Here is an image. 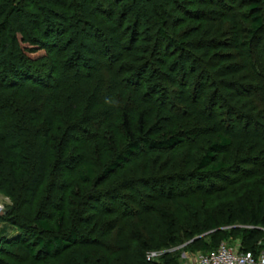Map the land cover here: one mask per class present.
<instances>
[{"label":"rangeland","instance_id":"rangeland-1","mask_svg":"<svg viewBox=\"0 0 264 264\" xmlns=\"http://www.w3.org/2000/svg\"><path fill=\"white\" fill-rule=\"evenodd\" d=\"M74 1L76 5L73 9L69 5L71 2L66 4L63 0H30V4L28 0H17L15 6L21 9V18L25 24L24 36L25 38L29 36L30 40L40 38L41 35L32 30L31 25L38 19L37 26H42L44 13L47 14L45 18L50 19V22L58 20L52 19L54 13L65 17L73 16L71 13L74 11L77 13L74 16L81 20L79 22L82 24L72 39V51L77 50L82 57L101 58V73L106 75L103 79L107 83V87L101 90V95L108 102L100 103V97L94 104L95 97H93L92 103L90 102V105H95L92 112L86 109L87 112L79 121L69 119L68 127L64 124H56L57 131L50 136L54 152L49 159V176L30 205L24 195V189L14 187L16 198L8 196L6 192H0V264H42L27 259L24 254L15 250V247L6 245L5 240L13 239L18 233L9 222L13 218L22 220L30 226L34 217H46L53 226L56 212L65 211L64 229L76 231L77 246L67 254L53 258L49 264H137L136 240L139 234L146 233L151 226V219L156 218L155 209L164 210L182 227L187 218H196L201 212L208 211L216 216L220 226L225 227L226 217L239 200L244 197L246 198L243 200L254 199L255 195H258L256 191L260 189L263 191L260 196H263L264 202V80L258 78L247 66L240 47L234 45L235 29L232 22L228 21L227 17L221 16L229 15L233 11L236 14L240 11L242 14V6L240 5L241 9H238L236 5L239 0H212L209 5L202 6H196L193 0H172L175 5H169L165 1V5L163 7L159 5L158 10L154 9L152 3L148 5L141 2L128 8L129 1L123 0L124 3L117 8L113 16L104 13L102 17L91 15L89 9L84 6L85 0H80L78 3ZM220 1L224 8L218 6ZM87 4L93 7L102 4L105 8L108 6L109 9L111 8L110 0H87ZM8 6L5 0H0V24L4 17L1 14L7 13ZM36 6L46 10L44 13L39 12L38 9H34ZM137 7L141 14L146 15L145 25L142 24V28L137 30L140 40L137 45L140 46L141 51L134 54L135 60L138 61L135 66L139 64L146 69V73L141 77V85L138 83V86L143 91L146 85L155 83L152 91H157L158 94L150 99L155 106L161 104L160 108L154 107L153 110L155 114L150 122L153 134L163 132L168 126L179 131L180 134L192 129H203L204 132L194 141L188 139L182 146L169 152L143 148L123 168L105 180L95 182L90 188L80 182L76 175L77 157L82 153L81 143L87 137L83 132L91 134L102 132L104 126L102 123L110 116L111 91L108 86L118 75L112 70L104 73L102 67L105 68L106 63L102 61L107 57V63L111 61L114 69L118 71L122 69L118 68L122 65L124 56L116 60L110 59V53L116 51L112 37L117 39V29H125L124 31L135 29L138 23L134 24L131 19L123 22V17L131 13L130 10L136 13ZM177 7L180 11L176 10ZM145 10L147 14L144 13ZM200 10L207 14L209 20L207 24L203 23L205 21L203 16L189 15V12ZM10 19L15 20L16 17L11 16ZM116 19L118 24L115 23ZM59 20L63 22V19L59 18ZM135 21H137L136 17ZM240 23L246 26L244 22ZM87 25H91L90 28ZM96 28L99 33L93 32ZM46 29L43 24V31ZM159 29L165 31L174 40L175 47L156 44ZM14 30V27L7 30L6 35L11 36ZM0 37H2L1 28ZM19 43L20 41L17 47L20 50L22 42ZM24 48L25 53L39 58L38 62L43 65L42 70L45 73H50L57 54L46 52L38 44ZM178 50L185 54L184 59L187 62L182 60L177 62ZM16 51L18 52V49ZM74 53L76 52H73V55ZM250 53L253 56L257 55L255 48L250 49ZM144 60L146 62L143 64ZM182 69L188 74H185L183 84L186 94L184 100L180 101V94L174 84H180L178 71ZM137 71L135 75L138 74ZM125 75H128V72L124 73L126 78ZM196 76L200 81L198 84H194ZM78 83L81 85L86 82L81 80ZM23 93V89L11 93L13 97V99L9 98L11 104L15 101L14 97L20 100L19 97L21 98ZM35 104H29L28 109L30 111L35 109ZM24 120L26 126L33 125L29 123L28 117ZM33 128L31 126L32 130ZM74 129L78 131L72 132ZM219 134L230 135L233 146L227 152L218 154V159H224L231 166V170L227 173L230 175L228 177L240 180L230 185V182L225 181L226 183L222 184L209 177V181H214L216 186L221 185L226 189L222 192L216 190L205 192L206 184L209 183L208 175L201 178L194 177V169L198 159L202 157L208 146L216 141ZM68 139H70L69 150L65 152L69 161L63 163V159H57L55 155L59 151L60 153L64 151ZM26 140L30 146H32L30 142H35L38 147L40 142L37 135H32ZM98 159L101 161L100 157ZM255 160L261 164L257 166ZM258 167H260L258 171L263 173L259 177L245 179L241 176V169L256 170ZM202 182L205 190L200 187ZM1 184L0 180V186ZM169 186L173 187L171 191L174 196H160V189ZM100 197H103L102 200ZM103 205H107L106 210ZM145 207H152L154 210L151 213ZM137 210H142V214H138ZM261 233L260 245L264 242V228H261ZM42 236L44 239L47 238L46 235ZM182 237L180 235L179 242L185 245L186 239ZM221 243L240 253L241 241L238 235L234 234L231 239ZM5 245L7 250L2 248ZM180 248L155 251L153 253H156V257L150 260L159 258L164 252H173ZM197 253L199 251H179L177 255L181 264H188L190 257ZM262 254L264 249L258 255Z\"/></svg>","mask_w":264,"mask_h":264},{"label":"trees","instance_id":"trees-1","mask_svg":"<svg viewBox=\"0 0 264 264\" xmlns=\"http://www.w3.org/2000/svg\"><path fill=\"white\" fill-rule=\"evenodd\" d=\"M5 1L9 6L6 10L7 13L1 14L4 17L0 24L2 30V37H0V180L2 181L0 192H6L8 196L16 198L14 187L16 186L20 190L24 189V195L28 199V205H30L36 199L38 191L49 176V159L54 152L50 136L57 131L56 124H64L68 127L69 119L70 121L81 120V117L87 112L86 109L91 111L100 97V103H107L106 98L101 95V90H103V87H107V83L104 80L106 75L101 73L100 57L99 59L89 56L82 57L77 50L72 51V39L82 24L79 22L81 20L76 19L74 16L77 15L74 10L75 13L70 12L73 16L69 15L67 17L58 16L54 13L52 19L59 20L61 18L63 22H60V20L50 22V19L45 18L47 14L44 11L46 9L38 6L34 7V9L44 13V17H41L44 19L43 24L47 29L43 31V24L37 26L38 19H36L35 22L33 21L31 29L41 36L30 40L29 36L27 38L24 36L25 24L21 18V9L15 6L17 0ZM29 1L28 4H30ZM63 1L66 4L71 2L69 5L72 9L76 5L74 0ZM76 1L77 3L80 2V0ZM127 1H129V6L126 5L128 8L137 5L138 2L147 3L148 5L152 3L154 9L157 10L159 5L162 7L165 5V1L169 5H175L172 0H164V4L162 0ZM193 1H195L196 6H202L203 4L209 5L212 0ZM122 3H124L123 0H110L111 8L109 9V6L105 8L102 4H96L93 7V5H88L87 0H85L84 6L89 9V13L94 17H102L104 13L113 16ZM236 5H238V9H241L242 6V14H240V11L239 14L233 11L229 15L221 16L227 17L228 21L232 22L235 29V33H233L235 37L234 45L240 47L247 66L258 78L264 80V45H262L264 40V0H239ZM218 6L224 8L221 1ZM176 10L180 11L178 7ZM129 12L131 13L123 17V22L128 19H131L134 24L137 22L136 32L135 29H128V31L117 29V39L112 37L116 51L113 50V53H110V59L112 60L124 56L123 63L118 68L122 69L119 71L114 69L111 61L107 63V57L102 61L106 63L105 68H107L102 67L104 73L112 70L114 74L118 75V79H114L108 86L111 91L110 116L104 119L102 132L98 134L83 132L87 137L83 141L80 140V142L82 141V153L77 157L76 175L80 182L90 188L93 187L95 182L103 181L123 168L143 148L150 151L169 152L182 146L188 139L194 141L204 132L203 129H192L187 133L180 134L179 131L168 126L163 132L153 134L150 123L155 114L153 110L160 108L161 104L155 106L150 99L158 94L157 91H152L155 88V83L146 85L143 91L139 88L138 83L142 80L141 77L146 73V69H143L139 64L135 66L138 61L134 58V54L139 53L140 50V46L137 45L140 41L138 40L139 33L137 30L142 28V24L145 25L146 15L143 13L142 15L138 7L136 13L131 10ZM220 12L223 13L221 10ZM144 13H146V10ZM189 15L203 16L205 20L203 23L205 24L209 21L207 14L201 10L194 13L189 12ZM11 16L16 17V19H10ZM135 17L137 21H135ZM240 22H244L246 26H242ZM115 23H119L118 19L115 20ZM87 26L90 28L91 25ZM12 27L15 29L14 33L8 37L6 32ZM93 32L99 33V30L96 28V30L93 29ZM157 33L156 44H166L171 48L172 46L175 47L174 40L165 31L159 29ZM19 41V44L22 42L20 50L17 45ZM31 44H38L46 52L57 54V59L50 73H45L42 70L43 65L39 64V58L31 57L25 53L24 46H30ZM252 48L257 51L255 57L250 53ZM105 49L109 52L107 47ZM73 52L76 53L73 55ZM176 54L177 62L179 60L187 62L184 59L185 54L183 52L178 50ZM145 62L144 60L142 63ZM136 71L138 74L135 75ZM127 72L128 75H125V78L124 73L127 74ZM178 74L180 84L175 83L174 87L180 94L179 100L183 101L186 94L183 85L185 83L184 78L188 73H184L182 69L178 71ZM81 80H85L86 83L80 85L78 82ZM198 82L200 81L197 80L196 76L194 84H198ZM22 89L24 90L23 96L19 97L20 100L14 97L15 101L11 104L9 100V98L13 99L11 93L20 92ZM149 91L154 93L147 94ZM93 97L95 99L92 106L90 102ZM29 104H35V109L30 111L28 109ZM25 117H28L29 123L33 124L31 125L34 127L33 130L31 126L24 124ZM22 125L24 127L21 128ZM77 131L76 129L72 130V132ZM32 135L38 136L40 140L38 147L35 142H30L32 146L28 145L29 142L26 143V139L31 138ZM69 140L65 144L64 151L62 153L59 151L55 155L57 159H63V163L69 161L65 152V150H69ZM73 140L75 139L73 138ZM232 146L233 139L230 135L219 134L216 141L212 142L202 157L198 159L193 176L201 178L208 175V181L209 177H213L214 180L216 179L222 184L230 182V185L239 181L240 179L228 177L230 175L227 173L231 170V166L224 159H218V154L227 152ZM99 157L101 161L98 159ZM255 162L257 166L261 164L258 163V160H255ZM258 168L256 170H253V168L241 169V176L245 179L259 177L263 173H261L262 171L259 172L260 167ZM203 182L200 187L205 190ZM213 182L209 181L206 184L207 191L205 192H215V190L216 192H222L226 189L221 185L216 186ZM172 188L169 186L160 189V196H174L171 191ZM262 192L258 189L256 191L258 195H255L254 199L243 200L246 198L244 197L239 200L232 207V212L226 217L225 227L220 226L216 216L208 211L201 212L196 218H187L185 224H182L184 227L179 224L180 227L167 212L155 209L156 218L151 219V226L148 227L146 233L144 232L145 234H139V238L136 240L135 258L137 264H181L177 255L179 251L208 253L215 250L221 242L231 239L234 234L238 235L241 241L240 253L250 254L254 257L258 256L264 249V242L262 245L259 244L262 239L261 228H264V202L263 196H260ZM94 197L97 198V196ZM102 198L100 197V200ZM106 206L103 205L104 210L107 209ZM145 209H148L151 213L154 210L152 207H145ZM136 212L142 214V210ZM9 222L12 227L17 229L18 233L13 239H6V245L15 247V250L34 262L49 264L53 258L61 257L77 246L78 234L76 231L64 229L65 211L56 212L53 226L50 225L46 217L39 216L32 219L30 222L32 225L30 226L15 218ZM42 235H46L47 238L44 239ZM180 235L183 236L182 239H186L185 245L179 242ZM197 235L200 237H197ZM6 245L2 247L3 250H7ZM176 247L181 248L177 251L173 250V252H164L159 258L147 261V254L150 252Z\"/></svg>","mask_w":264,"mask_h":264},{"label":"built area","instance_id":"built-area-1","mask_svg":"<svg viewBox=\"0 0 264 264\" xmlns=\"http://www.w3.org/2000/svg\"><path fill=\"white\" fill-rule=\"evenodd\" d=\"M156 253H150L147 259H153ZM188 264H264V254L256 257L250 254L238 253L236 250L230 249L224 243H220L218 247L208 253H197L190 257Z\"/></svg>","mask_w":264,"mask_h":264}]
</instances>
